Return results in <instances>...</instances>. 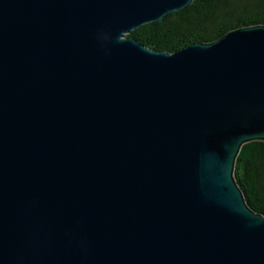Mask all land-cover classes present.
Masks as SVG:
<instances>
[{"label": "water", "instance_id": "water-1", "mask_svg": "<svg viewBox=\"0 0 264 264\" xmlns=\"http://www.w3.org/2000/svg\"><path fill=\"white\" fill-rule=\"evenodd\" d=\"M194 1L0 0V264H264V25L127 38Z\"/></svg>", "mask_w": 264, "mask_h": 264}, {"label": "trees", "instance_id": "trees-1", "mask_svg": "<svg viewBox=\"0 0 264 264\" xmlns=\"http://www.w3.org/2000/svg\"><path fill=\"white\" fill-rule=\"evenodd\" d=\"M257 25H264V0H195L157 23L133 31L127 38H134L155 52L173 54ZM235 178L249 207L264 215V142L242 147L236 160Z\"/></svg>", "mask_w": 264, "mask_h": 264}]
</instances>
